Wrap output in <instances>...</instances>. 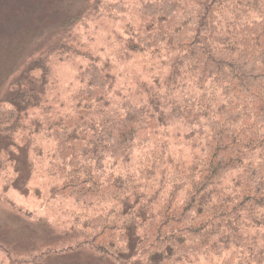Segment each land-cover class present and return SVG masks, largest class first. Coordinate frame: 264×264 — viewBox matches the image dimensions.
Returning <instances> with one entry per match:
<instances>
[{"label":"trees","instance_id":"16d2710c","mask_svg":"<svg viewBox=\"0 0 264 264\" xmlns=\"http://www.w3.org/2000/svg\"><path fill=\"white\" fill-rule=\"evenodd\" d=\"M99 7L64 22L56 46L26 64L0 98V171L13 165L15 147L29 152L44 134L54 142L58 174L49 196L96 209L76 218L63 247L22 257L0 242V264H49L83 249L114 264H264V0L144 4L146 29L128 39L127 50L167 51L173 80H191L198 94H149L117 105L115 75L84 52L89 62L73 111L49 115L51 57L76 51L72 31ZM173 122L188 125L185 138L197 143L190 166L163 139L159 188L116 171Z\"/></svg>","mask_w":264,"mask_h":264},{"label":"rangeland","instance_id":"374dc122","mask_svg":"<svg viewBox=\"0 0 264 264\" xmlns=\"http://www.w3.org/2000/svg\"><path fill=\"white\" fill-rule=\"evenodd\" d=\"M157 1L160 0H0V98L10 93L13 81L26 64L56 46L64 22L95 4L100 6L98 12L85 21L87 25L80 21L69 39L81 53L57 50L51 57L45 102L51 108L47 110L49 115L61 117L73 111V95L83 86L81 75L89 62L84 52L115 75L117 83L111 98L117 105L125 100L140 103L149 94L164 97L167 92L179 99L198 94L191 80H173L171 54L167 51L140 54L127 50L128 39L141 35L146 29L148 18L144 4ZM189 131L190 127L182 122L162 128L153 134L149 145L135 151L130 162H119L116 171L142 176L149 188H159L161 140H167L173 156L184 160L188 167L197 151L196 141L185 138ZM54 149V142L40 134L29 152L23 146L15 147L13 165L0 171V196L6 199H0V242L22 257L35 250L63 247L65 232L76 218L92 214L96 209L79 207L72 199L49 196L50 188L58 181V174L54 173ZM155 163L157 169L153 177L150 169ZM169 170L173 172L172 167ZM7 200L23 212L16 213ZM83 250L67 255L72 256L70 258L55 257L48 262L114 264L98 258L88 249Z\"/></svg>","mask_w":264,"mask_h":264}]
</instances>
